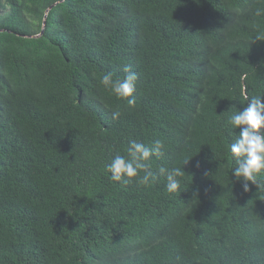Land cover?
Returning a JSON list of instances; mask_svg holds the SVG:
<instances>
[{
    "label": "trees",
    "instance_id": "obj_1",
    "mask_svg": "<svg viewBox=\"0 0 264 264\" xmlns=\"http://www.w3.org/2000/svg\"><path fill=\"white\" fill-rule=\"evenodd\" d=\"M257 6L0 0V264H261L264 190L228 150L231 114L264 102ZM124 65L134 108L99 83ZM130 139L165 144L150 186L106 171ZM160 165L189 176L176 193Z\"/></svg>",
    "mask_w": 264,
    "mask_h": 264
},
{
    "label": "clouds",
    "instance_id": "obj_2",
    "mask_svg": "<svg viewBox=\"0 0 264 264\" xmlns=\"http://www.w3.org/2000/svg\"><path fill=\"white\" fill-rule=\"evenodd\" d=\"M259 5L255 7L253 15L264 18V0H259ZM254 41H264V30L257 31ZM122 71L123 77H115L112 72L102 73L99 83L118 100L126 101L129 108H134L138 77L129 65H124ZM261 97L250 98L242 111L233 112L229 118L231 126L239 129L237 138L228 146L235 161L232 173L237 180L243 181L242 188L245 193L250 191L249 184L256 185L259 191L264 190V181L259 179L264 176V102ZM120 116L121 111L117 107L112 111V118L117 120ZM164 149L165 144L160 139L154 140L150 145L130 139L125 150L126 155L119 153L114 155L105 165L106 171L112 181L126 185L135 179L138 185L150 186L158 178L152 171V158H161ZM190 160L185 159L183 166ZM196 167L199 168V164ZM157 172L166 180L165 188L169 194L179 191L182 180L189 177L183 167L168 168L160 165ZM198 194L197 189L194 196ZM258 257L260 263L264 264V251Z\"/></svg>",
    "mask_w": 264,
    "mask_h": 264
},
{
    "label": "water",
    "instance_id": "obj_3",
    "mask_svg": "<svg viewBox=\"0 0 264 264\" xmlns=\"http://www.w3.org/2000/svg\"><path fill=\"white\" fill-rule=\"evenodd\" d=\"M55 6H56V5H54L53 7H51V8L47 11L46 15H48L49 11H50L51 9H53ZM46 18H47V16H46ZM45 26H46V19H45V22H44V28H45Z\"/></svg>",
    "mask_w": 264,
    "mask_h": 264
}]
</instances>
